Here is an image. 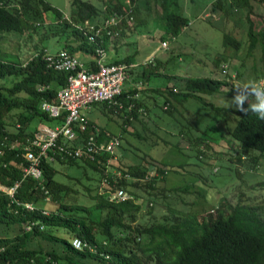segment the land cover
I'll return each mask as SVG.
<instances>
[{"label": "trees", "instance_id": "obj_1", "mask_svg": "<svg viewBox=\"0 0 264 264\" xmlns=\"http://www.w3.org/2000/svg\"><path fill=\"white\" fill-rule=\"evenodd\" d=\"M136 1L103 0L99 7L86 1L71 0L73 13L70 19H66L44 0H0V37L4 33L22 34L33 29L34 23L40 21L43 14L50 12L61 24V29L55 32L58 38L64 37V45L60 50L73 57L79 55L96 59L95 46L88 42L84 29L77 27H84L86 22L95 28L100 27L102 46L106 49L110 36L123 35L128 20L137 16ZM252 2L264 6V0H230V7L247 12L249 27L246 57H250L257 48L261 52L262 67L255 76L257 82L264 76V28L255 31L250 21ZM171 4V0H162V18L166 34L176 38L188 26V20L177 13V6L174 7L176 12L171 10ZM218 12L223 13V17L228 15L224 0H216L211 4L212 17ZM101 14H107L108 18H119L117 26L104 29L103 25L94 21ZM223 43L236 50L241 46L240 40L230 33L223 35ZM45 51H48L47 47H43L25 65H19L7 60L0 50V80L18 78L11 87L0 84V143L5 139L25 143L38 126L31 128L34 120L51 127L62 123V119H50L40 109L44 101L57 104V91L66 83L64 73L47 67L42 59ZM112 64L129 65L127 59ZM85 65L90 70L96 69L95 60ZM145 71L146 69L143 72ZM231 85L215 79H183L177 88L172 85L163 90L168 98L164 102V110L171 113L170 101L182 104L192 98L219 114L222 111L235 114L237 120L229 131V136L239 147H236L230 158L241 166L247 164L250 169L256 168L258 157L264 154V120L252 113L244 114L238 110L215 107L211 103H204L200 97L223 93L224 88ZM135 94L129 95L122 91L116 98L122 106L120 108L107 104L94 106H99L105 114L123 116L126 123L131 120L143 123V118L139 119L138 114L143 115L148 108L145 101L134 98ZM90 125L91 128L84 136L93 134L99 143L117 138L96 128L91 122ZM197 140L193 139L192 143L196 145ZM201 155L203 153L197 149L196 157L199 159ZM109 158L102 156L95 161H78L56 157L54 162L44 159L40 168L43 186L47 191L45 195L34 180L22 177V151L19 148L1 149L0 185L12 187L19 182L14 198L18 202L32 204L34 210L16 207L0 191V264H264V201L249 205L242 203L239 197L233 205L230 202H220V199L215 206V215H201L174 207L170 209L172 216L164 217L162 222L138 224L141 209L137 202L143 197L138 191H143L149 198L163 194L158 183L163 181L168 170L179 174L183 168L161 167L150 160H146L145 164L120 165L121 158L118 156L116 163L119 165H112L113 162L106 163ZM54 163L81 165L100 174L99 191L91 196L93 205L90 208L68 206L65 203L71 189L55 181L57 171L53 167ZM113 169L122 175H128V178L114 179ZM153 171L157 175H152ZM198 180L202 182L201 178ZM119 189L128 192L133 200L121 203L109 201V193ZM86 192L89 195L90 189L86 188ZM176 192L187 194L190 191L184 187ZM48 199L57 205L55 212L48 213L44 210L42 203ZM60 230L69 233L71 239H81L95 248L96 253L108 256V259L87 250L73 249L69 239L55 234ZM40 241H45L47 248L38 246Z\"/></svg>", "mask_w": 264, "mask_h": 264}, {"label": "rangeland", "instance_id": "obj_2", "mask_svg": "<svg viewBox=\"0 0 264 264\" xmlns=\"http://www.w3.org/2000/svg\"><path fill=\"white\" fill-rule=\"evenodd\" d=\"M44 1L61 12L66 19H70L73 13L71 0ZM81 1L99 7L103 4V0ZM171 1V10L175 11L174 7L177 6V13L188 20V26L182 29L176 38L166 34L162 18V0H137V16L128 20L123 35L114 34L108 42L114 44L113 50L119 45L118 58H132L139 72L145 65L151 67L155 62L159 65L158 72L161 75L151 79L150 83L143 86L142 83H127L124 86L125 89L133 86L140 90L159 89L157 92L148 91L150 98L142 99H146L148 108L144 110L143 115L138 114L139 119L143 118V123L136 120L126 123L123 116L105 114L99 106H93L86 112V118L96 128L103 129L119 139L120 146L116 149V155L121 158L120 165H139L150 160L161 167L183 168L179 174L168 170L163 181L158 183L163 194L149 198L143 191H138L143 196L137 202L141 209L138 224L162 222L164 217L172 216L170 209L174 207L201 215H215V206L220 199V202H230L233 205L239 197L242 203L249 205L264 201V154L258 157V166L251 169L247 164L241 166L230 158L236 147H239L229 136V131L237 120L235 114L228 111L219 114L192 98L182 104L170 101L171 113L164 110V102L168 98L163 90L172 85L177 88L183 79H215L232 84L224 88L223 93L200 97L204 103L233 111L237 110L232 104L237 88L250 82L264 81V76L261 77L262 80L255 81V76L260 73L262 67L260 49L257 48L250 57H246L249 27L247 12L230 7V0H224L228 15L223 17V13L218 12L212 17L210 6L216 0ZM251 5L252 13L249 18L257 31L264 28V6L254 2ZM110 18L107 14H101L94 21L103 25ZM60 26L52 13H45L40 21L34 23L33 29L22 34L4 33L0 37V50L7 60L19 65H25L37 56L43 47H47V52L56 53L64 45V37L58 38L55 35V32L61 29ZM225 33H230L240 40L241 46L238 50L224 45ZM162 43H166L167 47H162ZM153 52L154 57H150L151 62L148 63L146 58ZM91 59L92 57L87 56L84 60ZM164 75L174 79L167 81ZM17 79H1L0 84L11 87ZM245 94L248 97L243 101L245 108L253 103L258 105L264 102L262 90L253 93L248 88ZM37 125L38 121L34 120L31 128ZM195 138L198 139L196 145L192 143ZM197 149L203 153L199 159L196 157ZM115 164L119 165L114 161L112 165ZM53 167L57 171L55 181L71 189L65 203L68 206L90 208L93 205L91 196L99 191L100 174L81 165L54 163ZM152 175L157 174L153 171ZM198 178H201L202 182ZM184 187L190 192H176ZM86 188L90 189L89 195ZM46 202L42 203L44 210L48 213L55 212L57 205L50 199ZM55 234L72 240V236L65 231L60 230ZM44 242L40 241L38 246L47 248V243Z\"/></svg>", "mask_w": 264, "mask_h": 264}, {"label": "built area", "instance_id": "obj_3", "mask_svg": "<svg viewBox=\"0 0 264 264\" xmlns=\"http://www.w3.org/2000/svg\"><path fill=\"white\" fill-rule=\"evenodd\" d=\"M118 20L119 18L112 17L102 27L106 29L115 26ZM77 28L84 29L88 42L95 46V70L88 69L81 61L64 50H59L56 53L45 51L42 55V59L48 68L66 75L65 85L57 91V104L44 101L40 105L41 111L48 118L62 119V123L53 127L39 124L25 143L18 140L10 142L8 139L0 143V151L7 148L10 150L19 148L22 151L23 161L20 163L23 168L22 177L34 180L45 195H47V191L43 186L44 181L40 168L44 159L50 162H54L56 157L78 161L81 159L95 161L99 157L106 156L110 157L106 162L109 164L117 161L116 149L120 146L118 138H112L106 143H99L93 134L84 136L91 128L90 122L86 118V112L96 104L122 107L116 98L122 93L128 69L131 66L107 63L106 52L100 38V27L95 28L86 22L84 27ZM162 47L166 48V43H162ZM147 62L150 63L151 60L148 59ZM112 177L114 179H126L128 175H122L114 170ZM19 186L20 183L16 182L12 187H0V191L11 199V204L22 207L24 210L33 211L34 206L32 204L21 203L14 198ZM131 200H133V196L123 189L109 193V201L111 202L121 203ZM43 214L47 213L43 212ZM70 244L75 250H87L91 254L108 259V256L96 253L95 248L79 238H73Z\"/></svg>", "mask_w": 264, "mask_h": 264}, {"label": "crops", "instance_id": "obj_4", "mask_svg": "<svg viewBox=\"0 0 264 264\" xmlns=\"http://www.w3.org/2000/svg\"><path fill=\"white\" fill-rule=\"evenodd\" d=\"M164 27H166L164 25ZM113 43L112 44H108L106 49H105V52H106V61L107 63L111 64L115 61H120V60H123V59H127L128 61V64L131 66V68L128 70V75H127V79L125 80L124 82V85H123V88H122V91L125 92V93H128L129 95H134L135 93V96L134 98L136 100H139L141 101L143 98H146V99H149L150 96H148L147 92L148 91H152V92H157L159 91L158 88L154 89V88H147L146 90H143V89H139L137 88L136 86H133L132 88H129V89H125L124 86L127 84V83H131L133 85L135 84H138V83H142L141 85L143 86L144 84H148L151 82V79H155L157 77H159L161 74L160 72H158V67L159 65L155 62V65H152L151 67H148L147 65H145L143 67V70L141 72L137 71L136 70V63L132 60V58H118V52H119V45L116 46V50H113L112 47H113ZM155 52L151 53L149 56H147L146 60L150 59V57H154ZM79 56V55H78ZM117 56V57H116ZM76 57V56H75ZM80 58L78 60H80L84 65L87 64L88 62H92L95 60L94 57H92L91 60H84L85 58L82 57V56H79ZM85 67H87L85 65ZM144 69H146L145 72ZM144 73V74H143ZM165 79L167 81H170L172 80V76H166L164 75ZM129 98V97H128ZM145 99V101H146ZM47 126H50V125H47Z\"/></svg>", "mask_w": 264, "mask_h": 264}, {"label": "clouds", "instance_id": "obj_5", "mask_svg": "<svg viewBox=\"0 0 264 264\" xmlns=\"http://www.w3.org/2000/svg\"><path fill=\"white\" fill-rule=\"evenodd\" d=\"M250 88L251 92L261 91L264 90V81L260 83H252L237 88L235 90V95L232 99V104L237 108L238 111L243 112L244 114H248L251 112L252 114L256 115L260 120H264V102L260 104H251L248 108L243 106L244 99H247V95L245 94V90Z\"/></svg>", "mask_w": 264, "mask_h": 264}, {"label": "bare ground", "instance_id": "obj_6", "mask_svg": "<svg viewBox=\"0 0 264 264\" xmlns=\"http://www.w3.org/2000/svg\"><path fill=\"white\" fill-rule=\"evenodd\" d=\"M80 61V60H79ZM56 126V125H55Z\"/></svg>", "mask_w": 264, "mask_h": 264}]
</instances>
